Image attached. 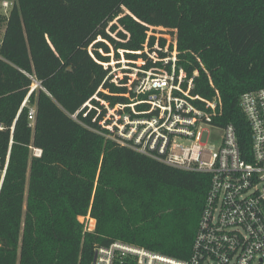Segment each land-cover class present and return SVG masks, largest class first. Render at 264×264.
<instances>
[{"label":"trees","instance_id":"obj_1","mask_svg":"<svg viewBox=\"0 0 264 264\" xmlns=\"http://www.w3.org/2000/svg\"><path fill=\"white\" fill-rule=\"evenodd\" d=\"M0 25L1 168L9 159L0 264H91L96 247L115 241L188 259L211 174L107 137L100 125L106 110L93 121L97 110L84 105L103 108L96 95L111 106L129 103L135 93L116 85L101 62L110 61L111 46L117 57L120 48L143 50L150 26L165 27L177 35L178 66L188 78L198 71L192 93H220L215 123L233 124L250 157L240 99L264 88V0H14ZM79 216L94 219L95 229Z\"/></svg>","mask_w":264,"mask_h":264},{"label":"built area","instance_id":"obj_2","mask_svg":"<svg viewBox=\"0 0 264 264\" xmlns=\"http://www.w3.org/2000/svg\"><path fill=\"white\" fill-rule=\"evenodd\" d=\"M13 5L14 0H0V14L8 16ZM150 36L149 30L143 50L120 48L122 59L114 50L109 53L112 62H101L111 68L108 77L112 75L116 85L127 86L136 96L129 103L111 106L96 95L103 108L90 101L84 106L97 110L93 121L106 110L100 125L109 131L107 137L168 165L210 173L206 205L188 259L115 241L96 247L91 264H264V88L246 92L240 99L252 132L251 156L245 157L234 125L215 123L223 112L220 93L216 91L213 99L192 93L198 71L188 78L178 66L177 35L174 40L165 38L164 45L157 37L153 46ZM127 52L146 57H128V63L139 62L132 67L123 59ZM150 61L153 65L146 67ZM122 63L134 72L119 71ZM125 77H129L128 83H122ZM124 95L130 97L131 93ZM141 105L146 107L140 109ZM34 117L35 108H31L29 118L34 121ZM213 133L220 134L217 146L203 142L205 134ZM41 152L37 149L35 155ZM8 161L3 168L0 164V189ZM83 217L92 224L90 216ZM86 227L94 230L96 224Z\"/></svg>","mask_w":264,"mask_h":264},{"label":"rangeland","instance_id":"obj_3","mask_svg":"<svg viewBox=\"0 0 264 264\" xmlns=\"http://www.w3.org/2000/svg\"><path fill=\"white\" fill-rule=\"evenodd\" d=\"M3 29H4V26L3 25H0V40H1V36L3 34ZM150 31H151V35H155L156 37L158 38H170L172 40H174L175 38V31L172 33L170 29H167L165 27H151L150 28ZM173 31V30H172ZM113 35L116 36V34L114 33ZM117 37V36H116ZM101 39V38H99ZM114 51V47L111 46V53ZM113 54V53H112ZM125 57L123 58L125 60V63H127V65H132V67H137L138 66V63L136 62H133V63H128V56L124 55ZM121 59H122V55L120 56ZM112 56L110 55V60L112 62ZM115 59H117V57L115 56ZM136 61H139V60H136ZM121 65H125V64H121ZM127 65L124 66H121V67H117V69L120 71L122 69H125L126 71H129L130 73H133L134 72V69L131 68V67H128ZM133 69V70H131ZM130 77V82H133L132 85L134 84L135 80H133L132 78V75L129 76ZM37 84H34V86H36ZM220 134L219 133H213L211 135H208L205 134L204 137H203V142L204 143H207L208 145H218L219 144V141H220V138H219ZM33 153L36 154L37 153V148H33ZM79 220L81 222H84L85 225H87L88 227H92L93 228V225L90 224V219L88 220V217L84 218L83 216H79Z\"/></svg>","mask_w":264,"mask_h":264},{"label":"crops","instance_id":"obj_4","mask_svg":"<svg viewBox=\"0 0 264 264\" xmlns=\"http://www.w3.org/2000/svg\"><path fill=\"white\" fill-rule=\"evenodd\" d=\"M3 33H4V29H3ZM3 35V34H2ZM1 38H2V36H1Z\"/></svg>","mask_w":264,"mask_h":264},{"label":"water","instance_id":"obj_5","mask_svg":"<svg viewBox=\"0 0 264 264\" xmlns=\"http://www.w3.org/2000/svg\"><path fill=\"white\" fill-rule=\"evenodd\" d=\"M36 86H34V88H35ZM95 259H96V255H95Z\"/></svg>","mask_w":264,"mask_h":264},{"label":"bare ground","instance_id":"obj_6","mask_svg":"<svg viewBox=\"0 0 264 264\" xmlns=\"http://www.w3.org/2000/svg\"><path fill=\"white\" fill-rule=\"evenodd\" d=\"M94 220V219H93Z\"/></svg>","mask_w":264,"mask_h":264}]
</instances>
